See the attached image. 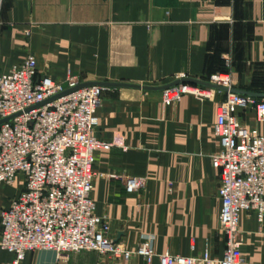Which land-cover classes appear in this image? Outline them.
<instances>
[{"label":"crops","instance_id":"1","mask_svg":"<svg viewBox=\"0 0 264 264\" xmlns=\"http://www.w3.org/2000/svg\"><path fill=\"white\" fill-rule=\"evenodd\" d=\"M28 57L37 60V78L63 81L71 71L83 83L164 87L230 71L235 90L264 95V0H0V72ZM224 99L217 92L213 101L166 104L162 92L104 87L96 135L113 146L97 153L92 198L113 240L130 251L149 239L157 255L223 258L220 173L211 156ZM239 116L264 132L254 110ZM128 176L144 187L128 194ZM22 189V178L0 187V214ZM240 229L241 264H264V223L245 213ZM13 258L0 251V264ZM23 264L148 263L138 255L39 251Z\"/></svg>","mask_w":264,"mask_h":264},{"label":"built area","instance_id":"2","mask_svg":"<svg viewBox=\"0 0 264 264\" xmlns=\"http://www.w3.org/2000/svg\"><path fill=\"white\" fill-rule=\"evenodd\" d=\"M35 57L0 72V187L13 186L18 178L24 189L0 214V251L13 255L8 264H23L29 253L56 252L59 256L96 252L129 261L133 255L151 264H241L246 235L240 229L241 216L254 214L264 223V132L258 133L240 119L241 113L256 112L264 124V100L225 93L216 109L213 132L218 150L211 156L220 173V230L225 252L220 260L205 251L199 257L157 255L151 240L135 251L110 236L106 217L97 214L92 198L97 153L113 144L96 135L103 87L76 90L82 79L68 71L65 80L49 75L37 78ZM207 83L229 91L235 88L232 73H217ZM75 90L70 94L53 98ZM219 92L211 88L180 84L162 92L171 104L185 96L213 101ZM110 179L118 178L115 174ZM145 180L126 177V191L135 194Z\"/></svg>","mask_w":264,"mask_h":264},{"label":"water","instance_id":"3","mask_svg":"<svg viewBox=\"0 0 264 264\" xmlns=\"http://www.w3.org/2000/svg\"><path fill=\"white\" fill-rule=\"evenodd\" d=\"M191 83V84H194V85H198V86H203V87H207V88H211V89H214L216 91H219V92H224V93H227V92H231V93H235V94H241V95H246V96H250V97H253V98H256V99H264V95H258V94H247V93H244V92H241V91H238V90H231L229 91L228 89L226 88H221V87H218V86H215V85H211L207 82H200V81H196V80H183V81H177V82H174L170 85H167V86H164V87H142V86H136V85H128V84H113V83H83L81 84L76 90L78 89H82V88H87V87H92V86H99V87H108V88H118V89H134V90H143V91H146V92H163L167 89H170L172 87H175L177 85H180V84H185V83ZM73 91L75 90H69L67 92H65L64 94H61L55 98H53L52 100L50 101H53L57 98H60L62 96H65L67 94H70L72 93ZM13 118L15 117H12V118H8V119H5V120H1L0 121V127L5 124V123H8L9 121H11Z\"/></svg>","mask_w":264,"mask_h":264}]
</instances>
